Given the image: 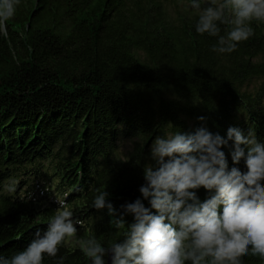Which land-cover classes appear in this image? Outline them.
Here are the masks:
<instances>
[{"label": "trees", "instance_id": "16d2710c", "mask_svg": "<svg viewBox=\"0 0 264 264\" xmlns=\"http://www.w3.org/2000/svg\"><path fill=\"white\" fill-rule=\"evenodd\" d=\"M191 4L19 0L0 24V255L46 231L62 199L83 225L43 264H91L80 239L108 247L126 231L107 208H92L96 190L109 193L117 219L138 198L150 208L139 189L157 137L206 127L226 139L238 127L264 143V22L253 20L254 35L219 54L211 50L218 38L196 32L200 10ZM218 26L221 35L232 28ZM221 150L229 170L247 171L232 161L233 142ZM195 192L201 202L213 194ZM242 264L264 260L248 255Z\"/></svg>", "mask_w": 264, "mask_h": 264}, {"label": "clouds", "instance_id": "9594fccd", "mask_svg": "<svg viewBox=\"0 0 264 264\" xmlns=\"http://www.w3.org/2000/svg\"><path fill=\"white\" fill-rule=\"evenodd\" d=\"M19 0H0V24L15 14ZM201 10L197 0L191 7L200 10L196 32L218 38L212 51L225 54L236 51L239 43L254 35L253 20L264 22V0H208ZM219 24L232 25L221 35ZM204 122V117H199ZM233 142L232 161L244 160L247 171L229 170L222 148ZM153 164L144 168L146 183L140 187L143 198L122 205L117 219L107 191L97 189L92 208H107L111 224L123 232V238L108 247L95 237L82 238L79 246L91 264H242L248 255L264 260V143L253 130L245 134L229 127L227 138L206 127L192 133L175 131L166 138L157 137L151 146ZM210 193L201 202L195 190ZM59 207L47 222V230L37 231L35 239L10 258L0 255V264H43L44 256L56 257L60 247L77 233L69 204L56 199ZM222 206V214L220 208ZM154 210V211H153ZM134 222L126 226L124 215ZM63 258H61L62 260Z\"/></svg>", "mask_w": 264, "mask_h": 264}, {"label": "rangeland", "instance_id": "374dc122", "mask_svg": "<svg viewBox=\"0 0 264 264\" xmlns=\"http://www.w3.org/2000/svg\"><path fill=\"white\" fill-rule=\"evenodd\" d=\"M132 150V145L131 144H126V146H124V148L121 150L122 153V157L125 159L126 156L129 155V153H131ZM149 151H150V156H151V146L149 147Z\"/></svg>", "mask_w": 264, "mask_h": 264}]
</instances>
